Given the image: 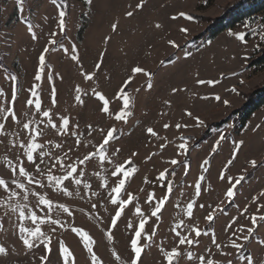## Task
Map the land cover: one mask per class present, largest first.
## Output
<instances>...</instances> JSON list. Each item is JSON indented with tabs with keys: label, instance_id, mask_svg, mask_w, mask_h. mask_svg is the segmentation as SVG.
I'll use <instances>...</instances> for the list:
<instances>
[{
	"label": "rangeland",
	"instance_id": "obj_1",
	"mask_svg": "<svg viewBox=\"0 0 264 264\" xmlns=\"http://www.w3.org/2000/svg\"><path fill=\"white\" fill-rule=\"evenodd\" d=\"M238 1L241 0H143L144 6L138 9L136 5L140 0H93L91 5H87L85 0H57L56 5L51 0H23L22 5L18 0H0V88L5 93L0 97V107L9 106L11 100V73L18 78L14 105L18 119L24 122L30 117L42 119L34 108L26 106L29 89L38 84L42 108L51 109L57 117L68 115L73 124H79L78 133L83 134L80 136V147L74 143L77 137L71 133L58 136L53 129H45L40 142L47 144L51 140L52 144L61 143L63 150L51 145L45 149L55 155H62L71 147L69 157L72 161L92 152L101 140L98 131L92 136L87 135L89 124L105 130L114 125L121 130L117 133L118 139L111 142L108 153L113 163L101 166L98 160H94L81 166L85 172L83 182L90 184L91 188H84L83 183L76 186L65 182L68 190L73 192L72 196H66L50 187L46 177L42 181L45 187H33L34 191L51 199L53 207L48 210L46 206L38 204L37 197L30 195L29 208L45 220L50 217L60 222L56 225L47 222L33 225L29 220L23 222L25 227H41L51 238L52 251L46 264H62L58 252L61 242L73 253L75 264H90L91 255L77 233L72 231L73 228H80L92 237L95 242L93 250L103 264H128L133 230L128 229L127 225L129 222L138 224L136 206L149 220L146 224L148 233L159 225L155 243L152 247H146L142 254V264H162L156 244L164 241L168 248L175 246L176 238L171 229L181 220L185 224L198 226L202 232H209V236L200 237V244L192 248L193 252L204 254L206 247H212L213 257L226 261L232 257L216 252L210 243L212 231L219 241L227 242L231 230L226 233L225 228L233 218H236L234 228L251 227V215H264V196L261 195L264 193V106L246 121L236 115L239 112L235 113L236 110L245 111L246 96L264 86V68L249 67L252 59L264 49V41L260 39L264 35V15L237 24L213 40L207 39L210 19L214 21L226 15V7ZM57 6L66 8L68 14L65 34L57 35L55 39L64 48H69V52L65 53L59 44L55 51L50 50L46 55V72L52 79L45 77L37 82L34 75L38 69V58L45 47L52 49L51 33L58 32ZM128 11H133L134 15L128 17ZM181 12L185 16H180ZM191 15L193 18L188 19ZM113 23H117L115 32L111 28ZM157 24L160 27H156ZM29 25L37 34L35 40L28 31ZM81 29L84 31L79 36ZM241 32L245 33L246 43L236 39V34ZM197 36H201L198 40L200 43H191ZM170 42H174L176 47ZM72 45H76L79 63L71 59ZM101 56V68L96 70L95 64L100 62ZM137 66L150 74V80L143 73L133 75L132 69ZM82 71L95 75L92 80H87L81 75ZM129 76L133 78L126 92L133 98V115L124 124L100 111L102 102L92 95V89L105 94L110 110L115 113L122 107V99H117V93ZM201 80L214 83L201 84L198 82ZM149 82L153 85L151 89L147 87ZM53 86L56 89L55 107L51 103ZM77 86L88 93L83 96V105L75 101ZM197 118L203 121L202 126L198 125ZM219 122L222 125L215 126ZM165 123L170 127L165 129ZM176 124L183 127L178 130ZM148 127H152L158 136L148 134ZM6 129L8 132L20 130L10 119ZM181 137L184 139L181 140ZM220 137L225 139L220 140ZM6 139L10 141L13 137L9 135ZM218 140L219 145L216 143ZM241 141L243 144L239 150L234 151ZM182 142L187 145L184 153L178 148ZM162 144L166 145L163 149L160 148ZM116 148L120 152L112 156ZM213 148H216L215 152ZM20 152L10 144L5 148V144L0 143V172L6 178L8 170L5 159L20 157ZM233 155L236 158L229 165L228 161ZM129 157L138 169L126 180V192L132 194L133 204L125 209L117 226L112 228L111 218L117 209L110 203L109 191L117 178L111 173L114 164L123 163ZM44 159L51 163L50 157ZM172 159L178 161L177 165L170 163ZM205 160L209 161L207 165L204 164ZM253 160L256 161L255 167L251 164ZM65 162L69 161L66 159ZM25 166L35 173L31 164L26 162ZM41 168L46 171L44 165ZM165 169L168 170L166 180L160 181L159 174ZM173 170L175 175H172ZM222 171L225 173L223 180L220 179ZM53 174L61 175L63 171L57 168ZM200 176L204 177L203 181H199ZM229 176L245 177L234 189L232 203L225 195L230 187ZM145 178L148 182H145ZM105 180L109 188L101 187ZM198 181L202 186L199 197L195 195ZM168 182L172 183L173 191L157 222L150 217L156 200L150 204L147 198L149 194H155L156 199L163 198ZM77 191L80 192L79 196L75 194ZM3 195L0 189V196ZM122 196L127 199L126 193L122 192ZM253 197L257 199L253 200ZM193 201V216L189 218L186 206ZM19 203L25 202L21 200ZM93 203L97 205L96 208H92ZM59 204L68 207L71 215L58 208ZM245 208L247 212L241 215ZM210 212L215 217L211 224L206 220ZM20 223L17 213L0 207V244H4L10 253L0 256V264H41L40 257L45 254V249L40 246L29 251L23 246L18 239ZM258 224L244 254H251L256 264H264V246L258 243L264 240V224L259 221ZM109 232L112 233L111 240L108 239ZM224 251L235 253L231 248ZM117 255L119 260L116 259ZM181 264H186V258L181 260Z\"/></svg>",
	"mask_w": 264,
	"mask_h": 264
},
{
	"label": "snow or ice",
	"instance_id": "obj_2",
	"mask_svg": "<svg viewBox=\"0 0 264 264\" xmlns=\"http://www.w3.org/2000/svg\"><path fill=\"white\" fill-rule=\"evenodd\" d=\"M19 4H23V0H18ZM53 5L57 4V0H51ZM87 5H91L93 0H85ZM144 6L143 0H140V3L136 5V8H142ZM58 7V21L57 27L58 32L54 31L51 33L53 39H51L50 43L53 45L52 49L45 47L38 58V69L34 75V79L37 82H40L43 78L47 77L48 79H52V76L46 72L48 68V64L46 63V55L49 51H55L56 46L59 42L55 39L57 35L65 34L66 32V16H67V9ZM128 17H132L134 15L133 11H128L126 13ZM180 16H185V13L181 12ZM191 19V17H187ZM175 19V17H173ZM156 27H160V25H156ZM112 31L115 32L117 29V23H113L111 25ZM28 31L31 33V37L33 40L37 39V34L32 31V26H28ZM181 31H186V29H181ZM232 35V33H229ZM110 39V38H106ZM236 39L241 42L246 43L245 40V33L241 32L236 34ZM260 39L264 41V35L260 36ZM176 47L174 42H170ZM60 47L63 48L65 53L69 52V48H64L62 44H59ZM71 59L76 61L77 63L80 62L79 56L76 52V45L71 46ZM103 62V57L101 56L100 62L95 64V69L99 70L101 68V64ZM133 75L138 73H143L146 76L150 74L147 73L141 67H134L132 69ZM81 75L85 77L87 80H92L95 73H84L81 72ZM10 80L12 82V91H11V100L9 101V106L7 107H0V113L3 115L0 116V143L5 144V148L8 147L10 144L13 148H18L21 150L20 157L14 158H6L4 164L8 170L7 178L5 177L4 173L0 172V189L3 190L4 195L0 196V207L5 209H10L11 212L18 214V219L21 222L19 226V235L18 239L22 242L23 246L28 249L29 251L33 250L34 248H39L43 246L45 249V254L40 257L41 264H46L48 260V254L51 253V238L47 236L39 226L35 227H25L23 222L25 220L31 221L33 225L43 224V223H51L53 225L59 224L58 220L51 219L49 217L48 220L43 219L40 217L36 211L29 208L28 201L30 195L33 197H37L38 204L42 206H46L48 210H51L53 207V203L51 199L47 198L46 196L42 195L38 191H34L33 187L43 188L45 184L42 182L43 179L46 177L47 183L50 187H54L56 190L63 192L66 196H72L73 192L68 190V186L65 182L74 183L76 186H80L83 183L84 188H91V185L88 183L83 182V177L85 172L82 170L81 166L86 165V163L93 162L94 160H98L99 164L102 166L105 163H113L112 159L108 155L109 149L111 148V142L118 139L117 133L121 130L117 127L110 126L105 130L104 128H93L91 124L87 126L88 128V136H92L94 132L101 133V140L98 145L94 146V150L92 152H88L82 156V158H78L75 161H72L69 157V152L72 151L71 147H69L68 151H64L62 155H55L50 151H45L46 148L51 145L56 149L63 150V145L61 143L52 144V141H48L47 144L40 142V138L45 135V129H53L56 131L58 136H68L71 133L72 136L77 137L75 140V146L80 147L82 141L80 136L82 133H78L77 129H79V124H73L71 118L68 115H58L53 113L51 109L44 110L42 108V101L40 99V93L38 91V84H34L30 89V97L26 101V106L31 109H35V113L42 117V119H35L34 117H30L26 122L21 121L18 119L17 112L15 111L14 105L17 101V76L12 75L9 73ZM62 78V77H61ZM133 76H129L127 80L123 82L119 92L117 93V99H122V107L119 111L113 113L110 110L109 100L106 98L105 94L100 91H97L95 88L92 89V95L95 96L98 102H102V106L100 111L105 115L110 116L117 122H122L124 124L128 123L129 118L133 115L132 107H133V98L130 94L126 92V88L130 84ZM201 84H212L213 81H198ZM152 83L149 82L147 87L149 89L152 88ZM139 91V89H137ZM175 91V89L173 90ZM235 91V89H233ZM75 101L79 105H83L85 100L83 96L88 95L87 92H83L82 89L77 86L75 88ZM4 90L0 88V97L4 96ZM217 100L220 99L219 96L216 97ZM56 89L53 86L51 89V103L52 106H56ZM227 104V101H224ZM27 115V113H25ZM191 116V113H188ZM9 119L14 122L20 130L8 132L6 129V123ZM58 119V123L56 122ZM198 125L202 126L203 121L197 118ZM165 129L169 128L170 125L165 123L163 125ZM175 127L179 130L183 127L181 124H176ZM147 133L153 137L158 136L157 132L153 130L152 127H148L146 129ZM12 136L13 139L8 141L6 138L8 136ZM184 138L181 137V140ZM225 137H220V140H224ZM217 145H219L220 141L218 140ZM243 144L241 141L239 144L236 145L234 151H238L240 146ZM166 145H160V148L163 149ZM179 150L181 153L186 152L187 145L186 143H180L178 145ZM213 152L216 151V148H213ZM120 152L119 148H116L112 151L111 155L114 156ZM133 156L136 153H132ZM152 155H155L153 153ZM22 157V158H21ZM44 157H50L51 163H47ZM235 155L232 156V159L228 161V164H232L235 160ZM66 159L69 162H65ZM26 162L31 164L34 169L35 173L33 174L26 166ZM172 165H177L178 161L176 159H172L170 161ZM209 163L208 160L204 161V164L207 165ZM251 164L255 167L256 161H251ZM41 165H44V169L42 170ZM62 169L63 174L56 175L53 174L54 169ZM114 170L112 171L111 175L116 177V183L114 186H109L107 181L105 180L101 187L109 188V197L110 203L113 206H116V211L114 216L111 218V227L115 228L117 226V221L121 218L122 214L125 212V209L133 204V196L131 193L126 192V180L130 178L131 174L137 172V168L133 165L131 157L125 160L123 163H118L113 165ZM99 175V173H96ZM168 174V170L165 169L164 171L160 172L158 179L160 181L166 180V175ZM172 175H175V171H172ZM122 176V178H121ZM37 177H40L39 179ZM220 179H225L224 171L221 172ZM228 182L230 187L226 190V197L229 203H232L235 197L234 189L237 185H240L241 182L245 179L244 176H240L239 178H233L229 176ZM204 177L200 176L199 181H203ZM233 180L235 181L233 183ZM197 182L195 184V195L199 197L201 193V183ZM145 182L147 178H145ZM32 186V187H30ZM173 186L171 182L167 183V193L163 198L156 199L155 194H149L147 198V203H153L156 200L154 205V210L151 211L150 217L155 218L157 222L161 219V212L165 206V203L168 200V196L172 193ZM122 192L126 193L127 199H124L122 196ZM77 196L80 195V192L77 191L75 193ZM93 195H98V193H93ZM264 196V193H261ZM256 197H253V200H256ZM24 201V204H20L19 201ZM194 203L190 202L186 206V214L189 218L193 216V207ZM96 204H92V208H96ZM58 208L62 209L63 212L68 213L71 215V212L68 207L64 204L57 205ZM201 208L204 205H200ZM259 210V209H258ZM215 210H213L214 212ZM221 212L224 209H220ZM213 212H210L206 216V220L211 224L215 217ZM247 212V208L243 209L241 215ZM135 215L139 217L138 224H133L131 222L128 223L127 228L133 230L132 237L129 241V247L131 250V255L129 257L128 264H142V254L145 251L146 247H152L153 243H155L154 238L157 236V228L158 224L155 225L151 231L148 233L146 231V224L149 222L148 218L145 217L142 209L138 206L135 207ZM251 227L240 226L238 228H234L233 226L236 223V218H233L231 222H229L225 228V232L230 233L228 235L227 242H221L218 240L217 235L215 234L214 230L211 233V245L216 249V252L222 256H229L232 257L227 259L226 261H218L212 255V247H206L203 252L204 254H197L196 252L192 251V248L197 247L200 244V237L202 235L209 236L208 231H203L196 225H188L185 224L183 220L179 223H176L175 226L171 229L172 234L176 238L175 246L170 248L165 246L164 241L156 244L158 251L161 256L162 264H181V260H185L186 264H256L254 257L251 254L245 255L246 246L251 243L252 239L254 238V233L256 232L257 228L259 227L258 221L261 224H264V215L257 216L256 214L251 215ZM73 232L77 233L80 239L83 242L84 248L87 252L91 255L90 264H103V262L97 257L95 251L93 250L94 240L92 237L80 228H73ZM247 233L246 235L244 233ZM194 234V238L193 237ZM108 239H112V233H108ZM258 243L261 246H264V240H259ZM226 248H231L235 250V253H230L224 251ZM58 252L62 257V264H75V257L73 253L70 251L68 247H66L62 242L59 243ZM9 249L4 245L0 244V256H8ZM115 254V253H114ZM116 259L119 260L120 257L117 255Z\"/></svg>",
	"mask_w": 264,
	"mask_h": 264
},
{
	"label": "trees",
	"instance_id": "obj_3",
	"mask_svg": "<svg viewBox=\"0 0 264 264\" xmlns=\"http://www.w3.org/2000/svg\"><path fill=\"white\" fill-rule=\"evenodd\" d=\"M224 16L215 19L212 21L210 19L211 25L208 29V37L207 39L213 40L217 38L220 34L224 31L228 30L229 28H234L237 24H240L244 21H253L259 15H264V0H241L233 5H229L225 9ZM193 18V16H190ZM84 29L79 31V36L83 34ZM201 36L195 37V39L191 43H200L198 40ZM260 55L249 64V67H258L264 68V49L259 53ZM246 104H245V111H238V115L240 119L247 120L255 111L259 110L262 106H264V86L255 90L252 95L246 96ZM222 125L220 122L215 125L219 126ZM204 138V137H203Z\"/></svg>",
	"mask_w": 264,
	"mask_h": 264
}]
</instances>
